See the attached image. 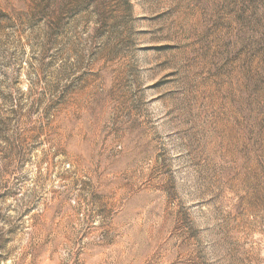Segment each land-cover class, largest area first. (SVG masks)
<instances>
[{"label":"rangeland","instance_id":"rangeland-1","mask_svg":"<svg viewBox=\"0 0 264 264\" xmlns=\"http://www.w3.org/2000/svg\"><path fill=\"white\" fill-rule=\"evenodd\" d=\"M0 264H264V0H0Z\"/></svg>","mask_w":264,"mask_h":264}]
</instances>
